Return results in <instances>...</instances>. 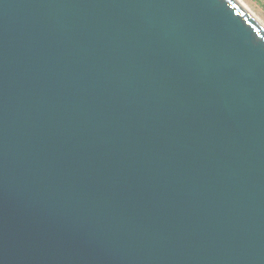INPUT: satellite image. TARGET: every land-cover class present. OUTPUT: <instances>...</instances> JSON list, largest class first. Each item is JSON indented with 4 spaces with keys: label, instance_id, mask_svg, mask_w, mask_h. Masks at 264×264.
<instances>
[{
    "label": "water",
    "instance_id": "95a60500",
    "mask_svg": "<svg viewBox=\"0 0 264 264\" xmlns=\"http://www.w3.org/2000/svg\"><path fill=\"white\" fill-rule=\"evenodd\" d=\"M0 264H264L251 15L0 0Z\"/></svg>",
    "mask_w": 264,
    "mask_h": 264
},
{
    "label": "rangeland",
    "instance_id": "374dc122",
    "mask_svg": "<svg viewBox=\"0 0 264 264\" xmlns=\"http://www.w3.org/2000/svg\"><path fill=\"white\" fill-rule=\"evenodd\" d=\"M242 1L264 23V0H242Z\"/></svg>",
    "mask_w": 264,
    "mask_h": 264
},
{
    "label": "bare ground",
    "instance_id": "6f19581e",
    "mask_svg": "<svg viewBox=\"0 0 264 264\" xmlns=\"http://www.w3.org/2000/svg\"><path fill=\"white\" fill-rule=\"evenodd\" d=\"M251 17L264 29V23L251 11L248 6L242 0H235Z\"/></svg>",
    "mask_w": 264,
    "mask_h": 264
}]
</instances>
